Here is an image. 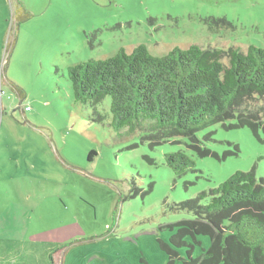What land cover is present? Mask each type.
I'll use <instances>...</instances> for the list:
<instances>
[{
	"label": "rangeland",
	"instance_id": "1",
	"mask_svg": "<svg viewBox=\"0 0 264 264\" xmlns=\"http://www.w3.org/2000/svg\"><path fill=\"white\" fill-rule=\"evenodd\" d=\"M191 43L264 47V0H0V230L11 236L0 238V264H167L165 244L190 249L171 236L193 214L173 203L236 170L264 175L262 128L211 125L198 132L209 136L203 155L187 137L152 148L109 125L110 96L105 123L74 98L73 64ZM179 150L195 169L167 164ZM200 239L194 256L210 245Z\"/></svg>",
	"mask_w": 264,
	"mask_h": 264
},
{
	"label": "trees",
	"instance_id": "2",
	"mask_svg": "<svg viewBox=\"0 0 264 264\" xmlns=\"http://www.w3.org/2000/svg\"><path fill=\"white\" fill-rule=\"evenodd\" d=\"M213 22L231 26L224 19ZM68 73L76 102L92 107L94 121L107 122L108 111L100 105L110 96L109 125L121 137L143 133L152 148L187 137L206 154L209 136L202 139L198 132L227 120H235L230 126L264 130L262 46L191 43L156 55L138 44L130 52L122 47L112 56L73 64ZM165 158L177 174L195 169V161L182 150ZM171 208L193 217L181 220L171 236L174 243L190 246L188 255L165 244L167 264H264V175H257L255 166L236 170ZM201 235L211 242L194 256L196 245L203 243Z\"/></svg>",
	"mask_w": 264,
	"mask_h": 264
},
{
	"label": "crops",
	"instance_id": "3",
	"mask_svg": "<svg viewBox=\"0 0 264 264\" xmlns=\"http://www.w3.org/2000/svg\"><path fill=\"white\" fill-rule=\"evenodd\" d=\"M0 233H2L4 235V236H0V238H2V240H5V239H8L11 237L9 231L0 230ZM13 238H16V237H13Z\"/></svg>",
	"mask_w": 264,
	"mask_h": 264
}]
</instances>
